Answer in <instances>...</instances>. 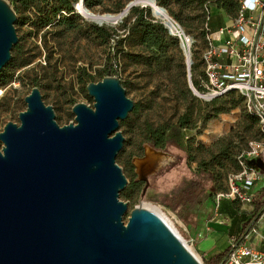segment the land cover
Segmentation results:
<instances>
[{"label":"water","instance_id":"95a60500","mask_svg":"<svg viewBox=\"0 0 264 264\" xmlns=\"http://www.w3.org/2000/svg\"><path fill=\"white\" fill-rule=\"evenodd\" d=\"M83 5L90 11L85 0ZM137 6L130 2L114 23ZM17 19L11 4L0 0V71L19 43ZM162 23L179 38L190 69V51ZM87 92L93 107L75 104V122L61 127L34 88L20 124L9 122L0 133V264H202L152 211L136 207L124 221L129 205L120 198L129 181L116 159L126 140L120 123L135 103L117 77L90 83ZM143 153L131 160L136 181L145 183L142 199L150 180L179 162L168 149L149 143Z\"/></svg>","mask_w":264,"mask_h":264},{"label":"rangeland","instance_id":"374dc122","mask_svg":"<svg viewBox=\"0 0 264 264\" xmlns=\"http://www.w3.org/2000/svg\"><path fill=\"white\" fill-rule=\"evenodd\" d=\"M132 1L134 0H103L101 5H97L94 10L90 11L95 15L101 16L108 14L118 15ZM215 2L216 0H209L206 3L205 11L207 15L212 13V11H216ZM137 7L151 9L142 5ZM175 9L178 10L177 8ZM157 18L155 19L162 20L160 17ZM171 18L176 21L172 16ZM82 20L86 24L97 25L84 18ZM176 22L182 27L178 21ZM121 23L114 24L109 22L103 26L119 29ZM182 28L184 35L189 36L194 42L191 47V59L193 64L196 63L197 65L192 71L193 65L191 66L189 74L188 66L185 64L186 82L188 87L189 84L194 87V81H198L203 85L205 79L203 54L207 49L205 35L203 34L205 27H199L198 22H195L191 29ZM17 33L19 38H23L22 44L25 46L28 55L35 58L30 66L17 71L13 82L6 87L0 88V133L3 132L4 127L9 122L20 124L19 114L26 111L25 98L32 91L30 79L35 74L39 76L45 74L42 67L47 64V57H51L52 62L58 60L59 72L56 80H47L45 88L40 89L43 101L47 106L54 108L56 121L61 127L75 122V115L72 112L74 103L71 101H75L76 104L85 103L91 107L94 105V100L88 95L86 86L79 82V72L85 68L88 72L95 75V71L98 73L99 70H102L107 59V48L102 46L92 34L87 35L86 28L83 30L84 34L72 35L68 39L60 38L59 35L54 33L48 35L46 39L48 48H45L41 37L42 34L36 37L32 36L29 25L20 28ZM123 49L125 51H122ZM122 50L119 52L121 70L117 76L111 77H117L124 83L125 87H123L126 89L128 98L140 107L139 115H133L132 113L129 115V126L127 128L120 127L119 129L126 140L124 149L119 153L116 161L129 181L127 190L130 183L136 179L131 160L134 156H142L143 154L142 137L139 136L141 126L144 127V123H149L154 127L165 125L177 128L178 120L185 113V108L174 99L172 85L167 80L166 74L151 72L148 68L126 57L128 52L136 53L128 45L124 46ZM109 74L102 72V77H109ZM101 80L96 75L92 83H97ZM200 101L206 102L201 99ZM245 114H247V111L245 101H243L235 110L227 114H221L218 118L212 119L207 123L199 120L197 128L185 134V143H187V147L191 148V152L188 154L175 144H170L168 151L176 155L179 158V162L152 178L150 188L143 199L141 198L143 187L135 192L129 200L122 196L124 191L121 193V201L129 205L124 221L127 223L130 212L136 207H142L143 203L157 208L161 214L172 222L175 228L174 231L178 233L186 246L202 264H205L201 247H203L202 245H204L206 240L208 229L211 228L212 223L223 222L224 220L220 216V212L217 211V195L227 191L228 175L234 172L235 169L230 164L227 165L228 168L226 169L216 167V182L208 187L203 203L192 208L188 213H175L165 204L170 197L176 195L190 184L195 173L199 170L200 163L210 161V155L205 151L198 150V148L202 146L206 149L211 148L221 138L232 135V141H235L236 146L233 149L234 154L239 155L246 150L245 144H241L235 135L238 124ZM246 123L247 133L245 135L249 146L250 142L255 141L252 136L258 128L257 126H252L249 120ZM1 148L2 143H0ZM243 214H245L244 211ZM226 246V244L222 246L216 244L214 245V248L216 247L214 251H220Z\"/></svg>","mask_w":264,"mask_h":264},{"label":"trees","instance_id":"16d2710c","mask_svg":"<svg viewBox=\"0 0 264 264\" xmlns=\"http://www.w3.org/2000/svg\"><path fill=\"white\" fill-rule=\"evenodd\" d=\"M208 1L157 0V3L159 6L164 7L184 28H193V23L195 22H198L199 27L204 26L203 34L206 40V27L214 31L211 21L212 17L210 14L207 15L205 11V5ZM239 1L216 0V9L222 11L231 20H234L239 12ZM8 2L14 8L18 17L16 23L17 31L23 26L29 25L33 37L42 34L41 37L45 48H48L46 40L48 35L54 33L59 35L60 38L68 39L72 35L84 34V28H86L87 35L92 34L102 46L107 48V59L102 70H99L98 73L95 71V75L88 72L85 68L80 70L78 79L86 88L95 80L96 75L103 80L102 72L110 73L109 77L119 74L121 70L119 52L126 45L136 51V53H126V57L137 64L143 65L151 72L166 74L167 80L172 85L174 99L185 108V113L178 120L177 128L165 125L154 127L149 123H144V127L141 126L139 131V136L142 137V145L149 143L158 149H168L170 144H175L188 154L191 152V148L187 147V143H185L183 129L186 128L190 132L192 129L197 128L199 120L207 123L212 119L218 118L221 114L230 113L244 101V98L235 92L211 102H203L195 97L186 82V58L180 48V41L177 37L170 35L168 29L160 20H156L152 16L151 9L132 8L128 17L120 24L119 29H115L84 23L74 8V5L78 4L80 0H8ZM102 3L103 0H85V5L89 10H94L97 5ZM22 41L23 38H19L18 45L12 51L10 63L0 71V88L6 87L13 82L17 71L33 63L35 57L28 55ZM122 51H125V49ZM196 67L197 65L194 63L191 71ZM42 70L45 73L43 76L35 74L30 79L32 90L34 88H45L47 80H56L59 72L58 60L52 62L51 57H47V64L42 67ZM122 85L124 86L123 82ZM194 88L200 92L203 91V85L198 81H194ZM71 102L74 103L73 105L76 104L75 101ZM139 112L140 107L135 104L132 114L139 115ZM247 120L250 121L252 126H257L258 128L252 136L253 139L255 141L262 139L258 118L254 114H245L238 124L235 135L241 144H245L246 150L248 149V141L245 135L247 133L245 127ZM128 121L129 119L121 122L120 127L127 128L129 126ZM235 148V141H232V135L221 138L211 148L206 149L203 146L198 148V150L205 151L210 155V161L200 163L199 170L195 173L190 184L176 195L170 197L165 205L179 214L181 212L188 213L192 208L202 204L208 187L217 180L216 167L226 169L228 168L227 165L230 164L235 169L230 174L240 170L237 162V157L240 154H234L233 149ZM142 187V184L134 179L130 183L129 188L122 193V196L129 200ZM224 200L220 201L219 211H221ZM263 210L264 203L254 204L252 217L243 224L242 235L235 240V244L243 242L256 225ZM232 246L231 244L209 259H205V264H222L231 252Z\"/></svg>","mask_w":264,"mask_h":264},{"label":"built area","instance_id":"2783aa9c","mask_svg":"<svg viewBox=\"0 0 264 264\" xmlns=\"http://www.w3.org/2000/svg\"><path fill=\"white\" fill-rule=\"evenodd\" d=\"M239 12L229 26L211 31L206 27L208 47L203 54L205 80L198 98L211 102L231 92L241 95L246 111L259 120L262 139L249 143L237 162L240 170L228 177V191L217 195V211L221 200L253 203L252 191L262 177L254 160L264 156V0H240ZM185 36L186 49L193 41ZM189 46H188V45ZM190 74V69L188 68ZM188 130L183 129L186 134ZM264 224V210L251 232L258 233L257 225ZM232 250L222 264H264V252L245 243H232Z\"/></svg>","mask_w":264,"mask_h":264},{"label":"crops","instance_id":"0c3cea01","mask_svg":"<svg viewBox=\"0 0 264 264\" xmlns=\"http://www.w3.org/2000/svg\"><path fill=\"white\" fill-rule=\"evenodd\" d=\"M212 17V27L214 31L220 28L229 26L232 22L222 11L216 9L210 13ZM258 169H260L262 177L256 183L252 195L254 197L253 203H246L241 201H230L224 200L222 202V208L220 216L224 219L223 222H214L211 224V228L208 229L206 234V240L204 241L202 249L203 257L209 259L214 254L220 251H214V245L219 244L220 246L226 244L230 246L236 239L242 235L243 224L252 217L254 210V204L264 203V156L254 160ZM243 211L245 214H243ZM256 226V225H255ZM257 234H253L251 231L242 243L248 246L264 252V224L257 225ZM253 229V228H252ZM226 246V247H227ZM225 247V248H226Z\"/></svg>","mask_w":264,"mask_h":264},{"label":"bare ground","instance_id":"6f19581e","mask_svg":"<svg viewBox=\"0 0 264 264\" xmlns=\"http://www.w3.org/2000/svg\"><path fill=\"white\" fill-rule=\"evenodd\" d=\"M133 2H134V5H142V6H146V7H150L152 9H154L156 18L157 17H160L162 19L160 21L166 23L172 32H174L176 35L180 36L182 39H185L183 28L176 21H174L171 18V16L169 15V13H167V12L159 9L157 7V5H155V3L153 2V0H134ZM77 8H78V12L81 13L89 21L103 23L104 25L105 24H108L109 22H113L114 23L120 17V15H110V16L109 15H103V16H101V15H95L91 11H86L85 10V6L83 5V0H80V2L78 3V7ZM127 10L128 9L126 8L122 12V14L123 13H126ZM191 42H192V40L190 39V43ZM187 49H188V47H187ZM190 55L192 57L191 51H190ZM142 205H143L142 206L143 208L152 211L154 214H156L157 216H159L171 229L175 230L174 225L172 224V222L168 218H166L163 214H161V212L157 208L151 207V206H149L146 203H143Z\"/></svg>","mask_w":264,"mask_h":264},{"label":"flooded vegetation","instance_id":"af4514ba","mask_svg":"<svg viewBox=\"0 0 264 264\" xmlns=\"http://www.w3.org/2000/svg\"><path fill=\"white\" fill-rule=\"evenodd\" d=\"M144 155V153L142 154V156ZM142 156H139V157H142ZM152 180V179H151ZM151 180H150V183H151ZM139 183H141V182H139ZM142 184V186H143V189H144V187H145V183H141ZM151 185V184H150ZM149 190V189H148Z\"/></svg>","mask_w":264,"mask_h":264}]
</instances>
